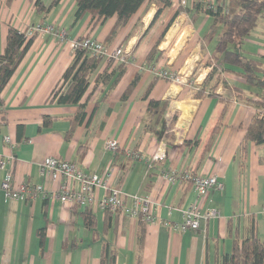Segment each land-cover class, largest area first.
Segmentation results:
<instances>
[{"label":"crops","instance_id":"0c3cea01","mask_svg":"<svg viewBox=\"0 0 264 264\" xmlns=\"http://www.w3.org/2000/svg\"><path fill=\"white\" fill-rule=\"evenodd\" d=\"M36 1L0 0V55L5 52L10 26L27 31L46 23L55 31L54 35L36 37L10 83L0 90L3 102L0 185L10 173L15 187L43 186L55 191L58 185L43 177L40 167L47 158H57L107 179L111 188H118L127 196V203H130L128 196L150 195L160 207L156 212L158 221L147 224L145 244L139 249V220L120 214L107 215L95 209L92 212L96 226L92 229L85 223V208L74 210V206L44 198L42 194L26 201H5L0 193V264H102L106 247L116 254L115 264H219L218 260L233 250L235 235H230V221L243 237L251 217L255 218L258 235L264 243V145L249 143L246 154L243 153L246 133L258 111L238 99L241 93L237 90L253 99L260 92L264 95V91L249 86L242 77L222 72L220 62L216 67L221 72V81L214 77L206 94L197 97L215 67L207 64L205 67L202 63L211 59L219 36L211 43L208 35L221 24H214L205 14L194 21L193 13L187 11L191 8L183 9L175 17L179 7L173 4L142 39L157 10L154 0H147L112 45V50L122 48L127 55L138 46L125 75L111 90L100 84L93 91L107 63L99 67L84 98L87 120L67 138L70 119L78 107L59 105L49 98L74 59L70 44L87 38L104 43L116 18L97 22L87 15L75 23L77 0H62L49 13H39ZM43 2L48 9L53 0ZM166 28L168 31L159 46L164 56L153 70L147 66V56ZM255 31L259 35L252 37V34L239 50L264 64V19ZM62 33L66 34L65 38L61 37ZM173 37L177 38L175 44L182 38L184 41L171 49L176 51L171 56L167 45ZM188 62H193V66ZM200 64L205 69L199 72ZM193 67L196 74L199 72L198 78L186 86L156 75L159 69L189 70L192 74ZM138 75L140 80L135 89L123 99ZM152 84L154 87L145 98ZM211 92L227 100L221 101ZM150 99L170 103L164 122L152 132L148 130ZM46 117L53 119L48 128L44 127ZM91 117L92 123L87 127ZM173 122L174 127L168 132ZM168 133L175 135L171 144ZM111 140L119 143L116 154L106 149ZM185 140L198 141L199 145L189 148ZM83 145L87 151L81 157ZM128 151L140 153L144 160L129 159ZM156 152L165 153L166 159L152 163ZM1 162L6 163L4 169ZM172 170L179 174L193 171L204 177L216 176L225 189L212 190L197 198L193 187L168 185L163 181V175ZM96 194L101 198L104 191L98 190ZM193 203L203 215L216 210L219 217L203 219L201 229L195 232L174 230L172 227L183 221L182 211Z\"/></svg>","mask_w":264,"mask_h":264},{"label":"trees","instance_id":"16d2710c","mask_svg":"<svg viewBox=\"0 0 264 264\" xmlns=\"http://www.w3.org/2000/svg\"><path fill=\"white\" fill-rule=\"evenodd\" d=\"M61 1L62 0H53L50 8L47 9L43 0H37L35 6L39 13H49L51 9L57 7ZM146 1L147 0H77L75 23L87 15H91L93 21L98 20L97 22H105L108 19L115 17L116 23L110 35L103 43L109 51H112V45L117 37L127 27L131 19L141 10ZM154 3L157 5V10L152 19L150 29L142 39L148 35L165 10L173 6L172 2L167 0H154ZM181 11H183V9L179 8L175 17ZM187 11L193 13L192 19L194 21L197 20L201 14H205L213 20L214 24L222 25V31L217 37L215 50L212 53L211 59L207 62V66L210 67L214 61L218 64L221 62L223 64L222 72L232 73L236 76L242 77L246 80V83L249 86L264 91L263 62L248 56L249 53L239 50V47L250 38L253 32L258 28L261 20L264 19V0H217L215 4L206 3L205 0H200L199 2L194 3L193 7ZM171 23L172 22H170V24ZM167 31L168 28H166L157 44L147 56V66L153 70L164 56V53L159 50V46L161 45ZM54 34L55 33L52 35ZM36 37L37 35L28 37L26 31H20L13 26L9 27L5 52L3 55H0V90H4L10 83L11 79L22 64L25 55L33 45ZM79 40L83 41V39ZM137 50L138 46L122 63H117L116 61L106 62L101 55L93 54L86 49L79 48L76 50L72 64L65 71L61 81L53 90L49 98L50 102L56 101L59 105L78 107L76 114L70 119V130L67 134V138H70L76 128L83 125L87 120V102L84 101V98L90 89L91 79L99 67L104 62L107 63L104 72L95 81L93 91H95L100 84L105 87L109 86V90H111L125 75L131 59ZM110 69H112L111 72H109ZM217 70L219 69L214 67L207 76L204 84L197 93L198 98H201L206 94L207 87L213 81ZM139 80L140 75H138L129 85L123 99L128 98ZM153 87V84L149 87L145 98L149 97ZM237 93H241L238 96V99H243L245 103L254 106L258 111L250 124L244 139L243 153L245 155L249 143L264 145V95L260 92L259 95L253 99L242 95L243 92L240 90H237ZM210 95L221 99V101L227 100L224 96L217 95L213 92H211ZM2 105L3 102L0 99V106ZM169 106V101L155 99L149 100L147 110L149 114L148 130L151 132L157 131L158 127L164 122ZM93 118L91 117L88 120L86 123L87 127L92 123ZM52 122V118L46 117L44 127L48 128ZM174 124L175 122L171 124L168 132L172 130ZM168 134L171 144L175 140V135L173 133ZM21 135L22 133L19 131V139ZM185 145L193 149L199 145V142H189L185 140ZM86 151V146L83 145L80 148V156L84 157ZM194 175H196V173H194ZM185 185L192 187L191 183H186L184 186ZM78 207V205H75L73 209L77 210ZM106 214L114 215L111 212H107ZM83 217L88 227L93 229L96 226V216L93 214L92 210L87 209L83 213ZM146 226L147 223L139 220V249H142L145 244ZM229 231L231 236L235 235L233 250L230 254H224L218 260L219 264H264V243L258 235L255 218H249L243 237L239 234V228L235 229L232 227V221H230L229 224ZM115 260L116 254L110 252L109 248L106 247L103 253L102 264H115Z\"/></svg>","mask_w":264,"mask_h":264},{"label":"built area","instance_id":"2783aa9c","mask_svg":"<svg viewBox=\"0 0 264 264\" xmlns=\"http://www.w3.org/2000/svg\"><path fill=\"white\" fill-rule=\"evenodd\" d=\"M167 1L172 2V4L177 5L179 8L187 9L192 8L194 3L200 0ZM26 32L28 37H33L36 34L52 35L54 27L43 23L33 26ZM61 37L65 38L66 34L62 33ZM70 47L73 52H76L79 48L89 50L93 54L101 55L106 62L116 61L117 63H122L128 56L122 48L109 51L102 42L93 38L83 39V41H72ZM156 75L161 78L170 79L173 82H178V84L184 83L181 78L164 69L157 70ZM7 141H9V138H7ZM106 149L116 154L120 149L119 143L111 140L107 143ZM126 155L129 159L136 162L144 160L140 153L133 151H128ZM165 159V153L156 152L151 162H161ZM5 165V162H1V168L4 169ZM40 173L43 177L49 178L52 182L56 183L58 189L48 191L43 186L30 187L28 185L15 187L12 184V174L9 173L0 185V193H3L5 201H26L28 199H35L39 194H42L44 198L59 200L63 205H78L85 209H99L105 213H119L130 219L142 220L147 224H155L158 221L156 212L160 204L155 197L150 195L128 196L130 203H127V196L125 197L120 189L111 188L107 179L98 174H89L80 169L75 163L64 162L57 158H47L41 164ZM107 176L110 177V174H107ZM163 181L168 185L180 186L191 183L197 198L208 195L212 190L223 191L225 189V185L216 176L204 177L194 175L193 171L179 174L175 170H172L163 175ZM98 190L104 191V195L101 198L97 197L96 193ZM182 212L183 221L172 227L174 230H179L182 233L198 231L201 229V221L203 219L219 217V213L216 210H210L203 215L196 203L189 205Z\"/></svg>","mask_w":264,"mask_h":264},{"label":"rangeland","instance_id":"374dc122","mask_svg":"<svg viewBox=\"0 0 264 264\" xmlns=\"http://www.w3.org/2000/svg\"><path fill=\"white\" fill-rule=\"evenodd\" d=\"M169 28V27H168ZM221 30H222V26L221 25H217L216 27H214V28H212V31L211 32H209V35H208V37L210 38V40H212L211 41V43L213 42V41H215L216 42V37L221 33ZM257 32V33H256ZM37 36L38 35H40V34H36ZM255 35H259V33H258V31H254L253 32V35H252V37H254ZM35 36V35H34ZM177 37V36H176ZM176 37H173V40H171V42H168V45H167V48H169L168 49V51L170 52V50L171 49H173V48H175V47H179L181 44H182V41H184V38H182V41H180V43H178V44H175V42L177 41L176 39ZM165 38V37H164ZM174 38H176L175 40H174ZM164 40V39H163ZM175 41V42H174ZM179 42V41H178ZM173 43V44H172ZM171 52H172V50H171ZM176 53V51L175 52H172L171 53V56H174V54ZM202 63H204L205 64V67H206V64H207V62H202ZM188 64L189 65H192L193 66V62H188ZM204 64H200L199 65V67H198V69H200L199 70V72L200 71H203V68H204ZM211 65H214L215 67H216V65H218V63L217 62H212V64ZM186 66V65H185ZM217 68V67H216ZM195 69V67H193V69H191L192 71ZM205 69V68H204ZM165 71H167V72H170V73H172V74H174L176 77H179V78H181V80L182 81H184V83L183 84H180L181 86H186V85H190V84H192L193 83V81H195V80H197V74L199 73V72H197V74H196V72H194L193 71V73L192 74H190L189 73V70H187L186 72H182V70L181 69H179V70H176V71H169V70H167V69H165ZM180 72V73H179ZM211 72V71H210ZM218 73V74H217ZM217 73H216V75H218V76H216L215 75V80H217V79H219V81H221V77H220V75H221V72L219 71V70H217ZM210 74V73H209ZM212 83V82H211ZM211 83L208 85V86H210L211 85ZM176 85H178V82H176L175 83ZM209 87H207V89H208Z\"/></svg>","mask_w":264,"mask_h":264}]
</instances>
